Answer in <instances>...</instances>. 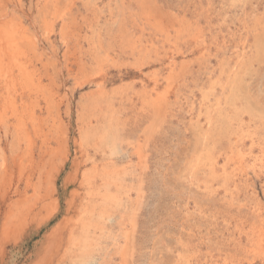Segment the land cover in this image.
I'll return each mask as SVG.
<instances>
[{
  "label": "rangeland",
  "instance_id": "obj_1",
  "mask_svg": "<svg viewBox=\"0 0 264 264\" xmlns=\"http://www.w3.org/2000/svg\"><path fill=\"white\" fill-rule=\"evenodd\" d=\"M0 42V264H264V0H0Z\"/></svg>",
  "mask_w": 264,
  "mask_h": 264
},
{
  "label": "bare ground",
  "instance_id": "obj_2",
  "mask_svg": "<svg viewBox=\"0 0 264 264\" xmlns=\"http://www.w3.org/2000/svg\"><path fill=\"white\" fill-rule=\"evenodd\" d=\"M1 43V42H0ZM1 45V44H0ZM2 49V48H1ZM31 141V140H30ZM91 170L88 171L89 174L87 175L85 171L82 173V179H81V185L83 186V194L78 197V201L76 204H74V210L72 215H70L68 218H63L60 223L58 224V226L54 229V231L51 233V235H48L53 241L54 239H56V241L59 239L60 236V231L62 228H66V231L68 233L67 239L65 240L66 244L71 243V245L73 246H77V245H83V248L85 249V243L81 244L84 240L86 234L89 233V229L91 228V224H89L88 222H86V220H89L90 218L95 216V210L96 207H93L95 200H91V196H92V192L89 189V185H90V178L92 177V174H96V173H100L99 168H97L96 163H93L91 165ZM104 168V167H103ZM102 168V169H103ZM106 168V167H105ZM105 170V169H104ZM101 172L105 173V171ZM111 172V171H110ZM109 173V172H108ZM106 174V173H105ZM87 184V185H86ZM86 185V186H85ZM81 186V187H82ZM80 187V189H81ZM72 192V191H71ZM74 192V191H73ZM3 194V193H2ZM72 194V193H71ZM75 194V193H74ZM73 194V195H74ZM77 197V196H76ZM72 198V197H71ZM74 198V197H73ZM72 202V201H71ZM68 207V206H67ZM104 208V207H103ZM70 209V208H69ZM67 212V211H66ZM3 225V224H2ZM94 227V228H93ZM2 228V227H1ZM92 230L94 231L96 229V225H92ZM7 232V230H5ZM4 231V232H5ZM1 234V233H0ZM6 235V234H5ZM3 236V235H1ZM4 243V242H2ZM1 243V244H2ZM75 243V244H73ZM71 245H67L65 246V250L69 251L70 246ZM56 246V245H55ZM3 247V246H2ZM56 247H54L55 250ZM81 248V247H80ZM79 248V250H80ZM53 250V251H54ZM44 257L46 256H52L51 250H47L45 251V254L43 255ZM45 260V259H44ZM45 262V261H44Z\"/></svg>",
  "mask_w": 264,
  "mask_h": 264
}]
</instances>
